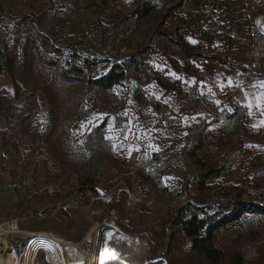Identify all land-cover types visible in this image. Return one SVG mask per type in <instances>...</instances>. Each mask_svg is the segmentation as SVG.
<instances>
[{"label":"rangeland","instance_id":"rangeland-1","mask_svg":"<svg viewBox=\"0 0 264 264\" xmlns=\"http://www.w3.org/2000/svg\"><path fill=\"white\" fill-rule=\"evenodd\" d=\"M246 2L0 0V228L46 232L69 261L111 242L147 264H226L193 251L180 220L244 203L215 245L264 264V111L247 107L264 76ZM116 65L125 79L97 87ZM31 238L4 241L21 256Z\"/></svg>","mask_w":264,"mask_h":264},{"label":"bare ground","instance_id":"bare-ground-1","mask_svg":"<svg viewBox=\"0 0 264 264\" xmlns=\"http://www.w3.org/2000/svg\"><path fill=\"white\" fill-rule=\"evenodd\" d=\"M9 234L29 235L32 237L29 240L28 248L24 249L21 256L16 254L15 250L4 241V238ZM39 246H46L50 251L48 258L53 260V264H103L108 259L109 252L116 254L126 264H147V261L142 257L141 246L136 244L122 245L106 242L103 246L96 249L77 251L69 261L61 243L46 232L22 230L18 226V221L15 220L7 222L0 228V264H39L36 258Z\"/></svg>","mask_w":264,"mask_h":264},{"label":"trees","instance_id":"trees-1","mask_svg":"<svg viewBox=\"0 0 264 264\" xmlns=\"http://www.w3.org/2000/svg\"><path fill=\"white\" fill-rule=\"evenodd\" d=\"M149 11H151V9ZM149 11L145 12L143 15H146L149 13ZM32 41L33 44H36V40ZM27 43L30 44L31 40H29ZM0 53H2V50H0ZM196 57H205L212 62L227 64L226 60L221 58L219 55L203 56L202 54L198 53L196 54ZM125 76L126 72L124 68L116 65L111 68L108 74L95 79L94 84L99 88H108L115 84L121 83L125 79ZM217 175L219 174H206L202 178L204 181L209 177ZM245 207V204L241 203L238 209L235 210V212H233L230 216L213 223L209 221V218H200L197 214H193L188 220H180L181 229L192 238V250L214 263L225 262L226 264H249L243 251H235L229 255H226L215 245L214 239L217 229H219L221 225L239 218L242 213L247 211V208Z\"/></svg>","mask_w":264,"mask_h":264},{"label":"built area","instance_id":"built-area-1","mask_svg":"<svg viewBox=\"0 0 264 264\" xmlns=\"http://www.w3.org/2000/svg\"><path fill=\"white\" fill-rule=\"evenodd\" d=\"M243 41L247 45L248 55L256 67L263 69L264 76V29L249 25Z\"/></svg>","mask_w":264,"mask_h":264},{"label":"crops","instance_id":"crops-1","mask_svg":"<svg viewBox=\"0 0 264 264\" xmlns=\"http://www.w3.org/2000/svg\"><path fill=\"white\" fill-rule=\"evenodd\" d=\"M250 25L264 29V0H246ZM219 63V62H216ZM222 64V63H220ZM262 69V68H260ZM263 70V69H262ZM263 74V71H262Z\"/></svg>","mask_w":264,"mask_h":264},{"label":"snow or ice","instance_id":"snow-or-ice-1","mask_svg":"<svg viewBox=\"0 0 264 264\" xmlns=\"http://www.w3.org/2000/svg\"><path fill=\"white\" fill-rule=\"evenodd\" d=\"M193 43H195V41H193ZM232 81L231 79H229L228 81V86H232ZM261 87H264V82H262L261 84ZM247 107L249 109H252L253 107H257V108H260L262 111H264V93H261L260 95H256L254 98H249L248 99V103H247ZM264 123V122H262ZM109 139H115V137H109ZM153 147H155L153 145ZM167 179V178H165ZM111 233H108V236L111 237ZM108 259H114L115 258V255L114 253H111L109 252L108 256H107Z\"/></svg>","mask_w":264,"mask_h":264}]
</instances>
